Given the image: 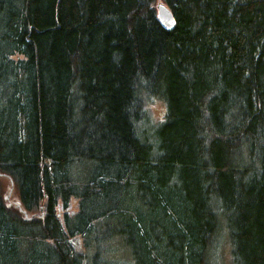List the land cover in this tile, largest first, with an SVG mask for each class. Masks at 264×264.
<instances>
[{
  "label": "trees",
  "instance_id": "obj_1",
  "mask_svg": "<svg viewBox=\"0 0 264 264\" xmlns=\"http://www.w3.org/2000/svg\"><path fill=\"white\" fill-rule=\"evenodd\" d=\"M157 2L0 0V264H264V0Z\"/></svg>",
  "mask_w": 264,
  "mask_h": 264
},
{
  "label": "rangeland",
  "instance_id": "obj_2",
  "mask_svg": "<svg viewBox=\"0 0 264 264\" xmlns=\"http://www.w3.org/2000/svg\"><path fill=\"white\" fill-rule=\"evenodd\" d=\"M161 2H162V0H158L157 3H161ZM148 108H149V111L152 114L154 120L157 121V120H160L164 117L163 114H164L165 107L160 102H158V101L149 102ZM16 197H18V195H16ZM58 210L61 213V217H64V214H66V213L67 214H75L76 211L78 210V201L73 200L71 202V204L65 208L63 207V205L60 204L58 207ZM73 239H74L73 244L76 248H80L83 246V244H82L83 242H82V239L80 237L73 238ZM217 260H219V257ZM221 263L224 264L222 262V260H221Z\"/></svg>",
  "mask_w": 264,
  "mask_h": 264
},
{
  "label": "water",
  "instance_id": "obj_3",
  "mask_svg": "<svg viewBox=\"0 0 264 264\" xmlns=\"http://www.w3.org/2000/svg\"><path fill=\"white\" fill-rule=\"evenodd\" d=\"M158 15L161 22L167 27H173L175 24V19L172 14L171 9L164 3H159L158 5ZM74 239H72V242Z\"/></svg>",
  "mask_w": 264,
  "mask_h": 264
}]
</instances>
